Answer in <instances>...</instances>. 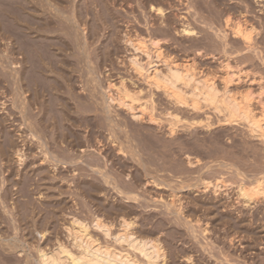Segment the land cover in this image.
<instances>
[{
  "label": "bare ground",
  "instance_id": "1",
  "mask_svg": "<svg viewBox=\"0 0 264 264\" xmlns=\"http://www.w3.org/2000/svg\"><path fill=\"white\" fill-rule=\"evenodd\" d=\"M54 1L60 4L63 1L67 2L66 0ZM148 1L150 3L148 6L152 11L165 15L164 8L157 5L159 0ZM186 1L188 2V0ZM206 1L202 2L201 0V3L205 4ZM244 1L246 2V0ZM255 2L262 3L264 0H256ZM2 4L12 10H16L18 7L21 10H28L27 16L25 15L24 18L27 27L23 26V28H27L26 32L22 26H19L21 24L19 21L24 20L19 17L20 14L19 20L14 19L15 21H12L13 12L10 14L8 9H2L0 13V37L8 39L7 50L5 49L8 53L3 50L0 54V60H2L0 75L11 84L10 87L13 89L12 106L17 109V117L19 118L16 117V119V115L12 117L11 114L7 117H10V120L12 118L13 121H19L18 126L22 139L25 131L27 132V134L24 133L25 137L29 138L26 140L24 138V144L29 143L27 144L29 150L38 149L43 157L41 154V162H38L39 158L36 160L41 166L38 165L35 169V157L39 152L35 154V151L32 152L33 150L29 151L30 153L27 151L31 154L27 156L28 154L23 149L24 145L20 148L19 143L15 144L13 140L15 139V132H10L12 128H8L10 131L7 129L11 126L12 120L10 121L6 117H4L5 119L0 118V136L2 138L0 139V160L7 158L9 151L14 149V152L10 153L15 154L16 163L19 164L17 168L24 165L19 170L21 174L18 171L10 172L14 169L9 168V166L8 168L11 170L6 175L2 171L4 169L0 168V178L2 174L5 175L4 179L1 178L0 180V198L3 200V203H0L8 202L5 201V198L11 197L14 191L22 192L28 198L24 202L19 201L22 203L17 202L15 213L19 212V214H14V210L11 212V209H6L8 205L4 206V211L9 213L8 217L0 212V223H6L4 226L7 229H5L10 228L14 232L12 237L9 236L10 238L0 235V264H171L164 241H162L163 238L155 234L156 230L162 229L164 231L163 228L173 226L176 228L177 234H187L197 238L199 231H201L202 235H205L209 231V227H207L209 223L208 221L205 222L206 216L203 218V214L216 211L218 203L203 199L202 196H192V191L212 190L215 199H218L221 187L226 185L224 184L227 181L224 177L226 173L234 175L238 188L236 199L242 205L262 204V206L256 207L251 218L254 222L260 221L261 225L264 226V71L262 70L264 67V40L255 39L258 27L246 17L243 11L244 15L235 21L231 17L232 13L229 12L221 23H217L219 19L217 21L212 19L215 16L218 18V15L213 13L214 16H210L212 22L207 24L212 31L206 36L199 35V32L189 22L182 25L183 27L179 30L180 33L188 36L187 40L189 37H192L193 42L194 39L197 40L192 45L196 46L194 47L197 49V53H201L203 47L211 46L220 50L225 57L219 62L217 68H208V72L201 75L196 72L197 60L185 59L180 63L176 57L165 56L163 39L154 35L151 30L147 31V35L136 33L133 36L126 33L124 43L132 51L128 57L129 67L136 76L148 84L150 93L143 96V90L131 89L127 86L126 79H122L120 85H116L113 80H110L107 83L106 88L108 90L106 89L107 94L105 93L106 100L104 101H108L109 104L107 103L108 106L104 109L101 106L106 115L103 118L98 114L97 122H92L94 115H90L92 119L87 117V114L86 116L78 115L91 110H100L99 104L96 105L95 101L91 102L89 99L92 98L89 96L94 95L93 89L90 90L93 85L89 88L84 87L89 91L87 93L89 94L87 98H89L84 99L86 97L85 92L83 99L78 97L84 101L79 102L76 99L77 107L73 106L71 98L74 99L75 97L73 90L77 87L75 85L77 78L73 77L75 71L71 74L69 70L71 60L67 55L60 56L61 53L58 51L59 49L66 51L71 47L62 40L63 37L61 38L60 35L57 39L58 34L54 41L53 39L47 41L51 36L47 37L43 34L49 31H57L56 28L61 27L59 26L62 21L61 8H56V13H52V20L50 21L51 18L45 19V16H40L41 14L38 12L43 6L45 7L44 0H4L1 2ZM104 4L102 3V5ZM248 6L250 4L247 3L245 7ZM261 7V11L264 10V3L261 4ZM207 8L203 5V9ZM246 8V12H250L251 9L247 10ZM217 13L221 14V12ZM263 16H261L260 23L264 27ZM63 23L61 22V24ZM147 28L149 30L151 27ZM165 29V33L169 34L166 32L168 28L165 27ZM34 32L38 35H35ZM40 36L43 38L46 36L47 39L42 40L39 38ZM13 37H18L16 39L19 40V43ZM14 40L18 45L15 44ZM192 46L190 47L194 48ZM11 54L14 55V60L18 57L21 61L19 59H17L19 61H11ZM74 57L76 56H73L72 59ZM5 63H10V66L5 65ZM7 68L11 69L8 70ZM233 68L237 70H233ZM54 73L61 75L63 80ZM83 75L85 76V74ZM94 86L97 87L95 84ZM63 88L66 90L62 91ZM156 90L161 91L174 105L175 111L166 110L164 112L168 118L159 117L155 113ZM64 93L73 97L70 98L69 95L66 97ZM78 93H76V98ZM111 105L123 107L130 114L128 121L120 119L116 115L113 116V113H110L111 108L109 109ZM190 111L193 112V115L189 114ZM103 113L101 114L103 115ZM144 119L149 122L148 127H145L147 125L141 126V124L139 126V122ZM6 121L10 124L7 125ZM217 125H220L217 133L202 135L201 129L210 130ZM240 126L245 129V132L241 134L242 138L235 137L229 132L232 128L238 129ZM83 127L86 129V134L79 132V129L76 132L74 129L80 128L81 130ZM180 127L185 128V131L182 130L184 132L180 133ZM87 128L90 129L87 130ZM103 129L109 130L105 137H103L104 134L101 135L102 132L106 131ZM17 140L16 142H19ZM94 144L97 146L95 147ZM75 150H78L77 154H75ZM110 157L113 159L112 164H110ZM204 157L209 158L210 161H205ZM8 160L11 159L8 158ZM58 164L70 169L69 171L72 173L70 176H74L72 187H75L76 190L74 189V191H76L77 196L94 202L92 203L94 205L97 204L93 209L91 208L92 204L89 205L91 202L84 204L86 200L83 203L80 201L83 198H75L76 200L79 199L77 204L80 209L81 206L84 207L83 210L87 208L85 212L81 209V212L86 213V215L80 214V212L78 214L77 211L75 213V208L74 212H70L72 206L76 205L71 206L65 198L63 201L55 202L56 204L51 201L54 204L52 209H50L51 204H49L51 202L47 200L49 202L47 210L44 208L45 205L48 206L44 202L45 200L43 201L46 203H43L44 205L42 202L41 204L37 203L43 205V207L37 205L40 208L37 212L36 202L31 198L34 193L39 191L38 184L46 179V183L48 185L50 183L51 187L52 183L47 182L48 179L53 181V184L63 188L64 186L62 187L58 181L60 180V183L65 181L66 183L71 179L66 175V169L63 168L66 173L62 172L63 170L58 168L60 167ZM116 164L119 166L116 167L121 168V170L117 168L119 171L124 173L127 170L128 174L125 175L124 173L125 177L121 175V172L112 169ZM29 166L34 167V169ZM23 170L27 171L24 173ZM128 171H131V175ZM210 173L214 177L212 180L208 179ZM35 174L38 175L39 179H36L40 182L37 184L38 189L35 187L37 192L29 189V186L36 180ZM18 176L19 178H17ZM57 179L58 181H56ZM44 182L41 183L42 185L40 184L41 187L47 185ZM6 184L9 186L11 184L14 189L6 188ZM34 184L36 186V183ZM149 184L153 185L157 192L152 191L154 193L152 196L146 194V188ZM48 187L46 190L51 191L53 187V191H56L54 186L49 189ZM43 189L45 190V187ZM140 189H144V191ZM46 190L45 193L47 194L49 191ZM74 191L71 192L73 196L75 195ZM112 191L117 193L118 198H120H117L119 203L109 204L104 197H101L106 194L108 200ZM59 192L57 194H60ZM65 192L67 193V191ZM164 194L167 198L164 197ZM55 196L56 193L53 197ZM57 196L55 198H60ZM50 197L48 198L50 199ZM184 198L185 200L190 198V200L185 201ZM121 199H124V202H120ZM60 200L62 199L60 198ZM66 208H70V211L67 210L69 212L62 215H71L70 218L68 217V221H62L60 210H66ZM42 210H45V213ZM199 212L202 213L199 214ZM39 213L43 214L40 216ZM145 214L144 217L147 218V221L142 217L145 221L142 224L134 218ZM114 215L116 219L118 218L116 226L119 225L116 231L114 230ZM155 216L158 217H156L158 220L155 223V219L154 224L151 220ZM217 219H221L225 223H232L233 220L232 216L229 215L222 218L217 217ZM246 219L247 216H244L243 213V216L235 220L236 223L242 224ZM252 219L249 218L250 224ZM148 223H153L155 226L153 228H156L155 231L153 229L154 232H149V230L145 232L147 229L141 230L139 228V226L146 227ZM39 224H43L42 229ZM46 224L55 226V234H51V230ZM23 228L26 232L22 235L20 230ZM256 229L258 228H255L253 232H256ZM60 232H63L64 235L59 236ZM177 234H173L175 239L178 238ZM179 237L181 238V236ZM28 238L36 239L39 242L37 244L35 242L36 252L34 254L31 253V249H29L31 252L27 250L29 245L27 248L26 244L23 245ZM180 253L188 264H195V259L191 255L185 251H180ZM173 261L171 260L172 264H178L177 261L176 263Z\"/></svg>",
  "mask_w": 264,
  "mask_h": 264
},
{
  "label": "rangeland",
  "instance_id": "2",
  "mask_svg": "<svg viewBox=\"0 0 264 264\" xmlns=\"http://www.w3.org/2000/svg\"><path fill=\"white\" fill-rule=\"evenodd\" d=\"M3 1L4 0H2V1L0 0V13H1L2 9H4V10L8 9L9 10L8 12H10V14H12V12H13L12 21H15L14 19L19 20V17L23 18V19L25 18V15L28 12V10H26V9L21 10V8H19V7L16 8V10H12L9 7H7L6 5H3V4L1 5V2H3ZM33 1H36V0H33ZM66 1H67L66 3H65V1H63V2H61L62 4H60V3H56L54 0H44L45 7L43 6L38 12H40V14H41L40 16L44 15L45 17L44 16L43 17L45 19L51 18V19H49L51 21L52 20V13H56L57 7L61 8V13H62L61 14V20H62L61 22L63 23L65 21L63 23L64 26L60 22L59 26H61V27H57L56 28L57 31H52V32L49 31V32H45L43 34L47 35V37L48 36L52 37V38L50 37L49 38L50 40L48 39L47 41H52V39H53V41L56 40L55 36L58 34L57 39H58V36L60 35L61 38L63 37L62 40L70 45V46L68 45L69 47H71V48L68 47L69 50L67 49L66 51H64L63 49L62 50L59 49L58 51H59V53H61L60 56L61 55L66 56L67 55L69 60H71L69 70H70L71 74L74 73L73 71H75V73L73 74L74 75L73 77L75 79L77 78L75 81L76 82L75 85L77 87H75V90H73L74 91L73 94L75 95L74 99H72L71 97H73V96L70 97L69 94L64 93V95H66V97H67V95H69L68 97L71 98L72 105L73 106L75 105L76 107L78 104L77 101H79V102L84 101L81 99H83L85 96L86 97L84 99H88L89 97H92V98H89L90 101L91 102L95 101L94 103L95 104L97 103L96 105L99 104V106H100L99 109L101 111L100 110H97V111L91 110L89 112L81 113V115H78V116H82V115L86 116V114H87L88 115L87 117H90V115H92V116L94 115L93 116L94 121L91 120L92 122H97V120L99 119L98 114H100V117H103V118L106 115V113H103L102 109H104V107L108 106L107 105L108 101L107 102H104V101L106 100L105 97H106L107 90H108L106 88L107 83L110 80H113V82L116 85H120L121 80L126 79L127 86L130 87L131 89H142L143 90V92H142L143 96L144 95L147 96L150 93L149 92L150 91L149 86H147L148 84L145 81H143L142 79H140L138 76H136L131 71V69L129 67L128 57L132 51L129 48V46L124 43V35L126 33H130L133 36L136 33H139L142 35H147L148 34L147 31L151 30L152 33L154 32V35L163 39L162 43H163V50H164L165 56L176 57L180 61V63H182L185 59L197 60L196 72H198L199 75L207 73L208 68H212V69L214 67L217 68V66L219 65V62L221 60H223L225 57H224L223 53H221L220 50H218V49L216 50L211 46H207L206 48L203 47L201 49L202 52L197 53V49L195 48L196 46L195 45H194L195 47L192 46L195 41L197 42V40L194 39V42H193V39H191L192 37H189V40L190 39L192 40V41L190 40L191 41L190 42L189 40H187L188 36H185L184 34L180 33V31H179L183 27L182 26L183 24H185V23L187 24L188 22L191 23L190 25L193 26L199 32V35L206 36L207 33H211V31H212L208 27L209 25H207V24L212 22L211 18L214 16V14L218 15V18H216V16H215L212 19H215L217 21L218 19L220 20V18H221L220 21L219 20L217 21V23H221L224 20L225 16L229 12L232 13L231 17H232L233 21H235L238 18H241L240 16H243L244 15L243 13H245L246 17H248V19L252 23H254L255 26L258 27V30L255 33V39L260 38V39L264 40V27L261 26L262 23H260V21L262 19L261 16L264 15V12H263V14H261L262 11H264V10L261 11V9H262L261 4H263L264 2H262V3L255 2L256 0H246V2L244 0H207V1L202 0V2L206 1L205 4L201 3V0H194V1L188 0V2L186 0H181V1L180 0H177V1L176 0H161V2H159L160 1L159 0L157 2L158 3L157 5H160L161 7L164 8L165 15L157 14L156 12L152 11L149 7L150 3L148 0L147 1L142 0V2H141V0H116V1L115 0H101L102 2H100L98 0L101 4L97 0H95V2H94V0H79V1L78 0H66ZM140 2H141V4H140ZM147 2H148V4H147ZM50 3H51V5H49ZM102 3H105V4L102 5ZM178 3H179V6H177ZM189 3H191V4H189ZM247 3H248V5L250 4L251 8H250V6H248L247 8L245 7ZM57 4H58V6H57ZM203 5L207 6L208 8L203 9ZM245 8L247 10L251 9L250 12H246ZM17 9L20 10L21 12L18 11ZM63 9H64V11H63ZM213 11H216V12H213ZM242 11H243V13H242ZM217 12H219V13L221 12V14H218ZM16 13H18V14H16ZM19 14H20V16H19ZM45 14L47 15V17ZM220 15H221V17H220ZM210 16H212V17H210ZM53 18L56 19V17H53ZM25 20L26 19H24L22 22H21V20L19 21L21 23L19 26H22V28H23V26H26V24H27ZM147 23H149V24H147ZM56 26H58V25L56 24ZM26 27L23 28V30L25 32L27 30ZM147 27H151V28H149V30H147L148 29ZM165 27L168 28L167 29L168 31H166V32H169V34L165 33V30H166ZM32 35H34V34H32ZM35 35H38V34L35 33ZM60 37H59V39H61ZM195 37L199 38L198 36H195ZM16 38H18V37H13V39H16ZM39 38L42 40L47 39L46 36H44V38L40 36ZM66 39H68V40H66ZM16 40L19 43V40L18 39H16ZM16 40H14L15 44H17ZM80 41H81V43H80ZM0 42H1L0 43V51H1L0 54H2V51L5 50L7 47L6 45H8V43H7L8 39H6V38L2 39L0 37ZM190 43H191V45H190ZM10 44H11V42H10ZM71 44H72V46H71ZM190 46H192L194 48H191ZM201 46H202V44H201ZM6 50H5V52L8 53V51H6ZM69 54H71L72 56L71 55L69 56ZM11 55L10 56H11V61H12V60H14L15 57L13 58L14 55L13 54H11ZM73 56H76L79 59H77L76 57H74L72 59ZM79 56H81V57H79ZM234 56H237V54H234ZM81 58L82 59L84 58L83 61ZM0 59H1V57H0ZM17 59H19V58L17 57ZM16 60H14V61H16ZM19 60L21 61V59H19ZM19 60H17V61H19ZM1 61L2 60H0V67L2 66ZM77 62H79V63H77ZM232 62L235 64L234 61H232ZM88 64H90V65H88ZM5 65L10 66V63H5ZM72 66L75 68H73ZM84 66H85V68H84ZM81 68H83L85 70L82 69V71H81ZM94 68H96V69L94 70ZM7 69L10 70L11 68H7ZM88 70L90 71V73L91 72L92 73L91 74L88 73L89 72ZM233 70H237V69L233 68ZM262 70L264 71V67L262 68ZM83 74H85V76ZM55 75H58V74H55ZM257 75H259V74H257ZM58 77L61 80H63V77H61V75H58ZM0 80H1L0 81V103H1L0 104V118L6 117V118H9V120H10V117H7L8 115L11 114L12 117L16 115L15 116V118H16L17 114H18L17 109H15L12 106V100H13V94H12L13 91L12 90L13 89H11L12 87H10L11 84L9 82L5 81L1 75H0ZM85 80H86V82H85ZM91 80L94 82H92ZM90 83H91V85H89ZM94 84L97 85V87H95ZM92 85H93V87L90 88V90L93 89L92 91H93L94 95L89 96V94H87V93H89V91H88V89H85V88H89V86L91 87ZM96 89H97V91H96ZM63 90H66V89L63 88L62 91ZM78 91H79V93H78ZM155 92H156L155 93V99H156L155 113L159 117L161 116L162 118H168V115H166L164 112L166 110L175 111L174 105L171 103V101L166 96H164L162 94L161 91L156 90ZM76 93L82 94V95L85 93L84 94L85 96L83 95V97H80L82 95L79 96L77 94V98H76ZM87 96H89V97L87 98ZM78 97L81 99H79ZM76 99H77V101H76ZM73 100H75V101H73ZM73 103H75V104H73ZM101 106H102V109H101ZM111 106H113V105H111ZM111 106H109V109L111 108L110 113H113V116L116 115V117H119L120 119H125L128 121V119L130 118V114L123 107L120 108V107H117V105L116 106L114 105L115 107L114 106L111 107ZM113 109H114V111H113ZM101 113H103V115ZM189 114L193 115V112L190 111ZM92 116L90 117V119H92ZM17 118H19V117H17ZM11 120H12V122H10V123H12V124H10L7 121H6V124L11 125V126L9 125L10 127H7V129L12 128V131H10L8 129L10 132H12V133L15 132L14 133L15 139H13L15 144L19 143L20 146L19 145L18 146L20 148H22V146L24 145L23 149L28 154L27 156L31 155L29 153L32 150H33L32 152L35 151L34 152L35 154H36V152L38 153L39 151L36 148H34L35 150L34 149L29 150V148H28L29 145H27L29 143L24 144L25 143V141H23L24 138H25V140L29 139V138L25 137L26 136L24 134L26 132L25 131L23 133L24 138L22 139V136L20 135L21 132H20L19 126H18L19 121L18 120L13 121L12 118H11ZM140 124H141V126L147 125L145 127L149 126V122L147 121V119H144L142 122H139V126H140ZM215 127L210 129V130L201 129L202 135H205V134L206 135H213V134L217 133L219 131L220 125L219 126L217 125ZM74 129H76V132H78V131L82 132V134L87 133L86 129L84 127H83V129L81 128L82 131L80 130V128H74ZM77 129H79V130L77 131ZM89 129L90 128H87V130H89ZM184 129L185 128L180 127V133L184 132L185 131ZM103 130H106V131L102 132L101 135L104 134L103 137H105L106 135H108L109 130H107V129H103ZM182 130H184V131H182ZM18 131H19V133H18ZM229 132L232 133L233 135H235V137L242 138L241 134L245 132V129L242 126H240V127H238V129L232 128L231 130H229ZM26 134H27V132H26ZM19 135H20V137H19ZM0 139H2L1 136H0ZM16 139H18L17 141H19V142H16ZM94 146L96 147L97 145L94 144ZM94 146H93V148H95ZM258 146H260V145H258ZM93 148H87V149L90 150ZM77 149H78V147H77ZM27 151L28 152L30 151V152L28 153ZM91 151H93V150H91ZM10 152H14V149L13 150L11 149L9 151V153ZM75 152H76L75 154H77L78 150H75ZM93 152H90V153H93ZM9 153L7 155V158H5L7 161L5 159L0 160V168L4 169L2 171H4V174H6V175L9 174L7 172H9V170H11V169H14V170H11L10 172L14 173V171L20 172L19 170L24 167V165H20L22 168L21 167L17 168V167H19V164L16 163L17 160L14 156L15 154L14 153L9 154ZM88 153H89V151H88ZM41 154L42 153H40V152L38 154H36L35 162H34L35 166L33 165L34 163L30 164V165L34 166L35 169H37L36 166H38V165L41 166V164L37 163V161H36L39 158L38 162L39 161L41 162V160H40ZM42 157H43V154H42ZM115 157H113L114 160H115ZM8 158H10L11 160L9 161ZM111 159H110V162L111 161L113 162V159L112 160ZM204 159H205V161H208V162L210 161L209 158L204 157ZM5 161H6V163H5ZM2 162H4L3 164L5 166L2 164ZM112 162L110 164H112ZM7 163H8V165H7ZM9 163H10V165H9ZM17 164H18V166H17ZM32 166L31 167L29 166V167L31 169H34V167H32ZM116 166H118V164L113 166L112 169H115L116 171L121 172V171H119V170H121V168H118L119 166L118 167H116ZM8 167L9 168L12 167V168L9 169ZM29 167H28V169H30ZM58 168H61L63 170L62 172H64V173H66L65 171H67L66 175H68L69 179L71 178L70 180L66 181V183H65V181H62L64 184L62 182L60 183V180L59 181H58V179L56 180L59 182L60 185H62V187L64 186L63 187L64 191H63V188H61L60 186H57V184H53L54 183L53 181H49L47 179V182H51L52 183L51 185L54 186V189L56 190V191H53V189H52L53 187L52 186H51L52 188L50 187V183H49V185H48V183H46V179L43 181L40 179V181H42L41 182L42 184L45 181L44 184L46 183L49 186L48 187L45 184L48 187V189L51 188V191H53V194H51L52 192L50 190H46L47 187L44 186L45 190L50 192V194H48L49 192L46 194L45 190L43 189L44 187L40 186L41 183L38 180L39 179L38 175L35 174L36 175V176L34 175L35 179L38 178L36 180L34 179L35 180L34 183H36V186L34 183H32L33 185L31 184V186H29V189L36 191L38 189V185H39L38 190L40 192L36 191L37 193H34V191H33L34 194L32 193L33 195H32L31 199H33L36 202L35 203L36 206L38 205L40 207H43V205L47 203L48 206L45 205V207H44L45 210H47V207H49V204H51L50 209H52L53 208L52 206L54 205V204H52V202L55 203V202L63 201V199L65 198L68 200V204H70L71 206L73 204H75L76 206H74V207L72 206L71 211H70V208H66V210H63V209L60 210V213H61V214L59 213L60 215L66 213V212L68 213L69 211L74 212V208H75V213L77 211L78 214L80 212V214L86 215V213L81 212V209L84 207L81 206L82 208L80 209V207L77 204L79 202V199L83 198V200H80V201L85 202L86 198H85V200H84V197L80 198V196H77L76 191H74L75 187H72V185H74L73 184L74 180L72 181V178L74 176H70V175H72L71 171H69L70 169L64 168L62 166H60ZM63 168L66 170L64 171ZM5 170H7V171H5ZM26 171L23 170L24 173ZM128 172H129V174L131 173V171H128ZM122 173H123V171L121 172V175H123L124 177L126 174H128L127 170L124 171L125 175H124V173L123 174ZM4 174H2L3 176L1 175V178H3V179L5 176ZM20 174H21V172H20ZM19 176L17 178H19ZM60 176H62V175H60ZM75 177H77V176H75ZM224 177L227 180L224 183L226 185L225 186L223 185L221 187V193L219 195L220 197H217L218 199H215V197H214L215 195H214L212 190H208L205 192H201V190L196 191V192L192 191V194H191L192 196H196V197L202 196L203 199H207L209 201H213L215 203H218L217 207H216V209L217 208L218 209L216 211L213 210V211H209L211 213L208 212V213L203 214V218L206 216L204 219L205 222L208 221V223H209L207 225V227H209V231H207V233L205 235H202V232L199 231V235H198L199 237H197V238L191 237L187 234H182L183 235L182 236L181 234H177V230H175L176 228H174L173 226H170V228H169V226L166 227L165 229L163 228L164 231H162V229L161 230L158 229L160 231L156 230V232L158 231V233L155 232V234L156 235L158 234L157 236L160 235V238L161 237L163 238L162 241H164L163 243H164V246H165L166 251L168 253L169 260H170L171 264H172L171 260H174L173 262H175V263L177 261L178 264L179 263L180 264H184V263L188 264L185 261V258L182 256V253H180V251H182V252L185 251V253H187L188 255H191L193 257V259H195L194 260L195 264L196 263L197 264H264V226L261 225L260 221L254 222L253 219L251 218L253 212L256 210V207L262 206V204L257 205L255 203H252L251 205H248V204L242 205V203H240L236 199V194L238 192V188H237V182H236L234 175L232 173H226L224 175ZM1 178H0V180H1ZM213 178L214 177H213L212 173H210L208 175V179L212 180ZM37 180H38V182H37ZM58 182H55V183H58ZM38 183H40V184H38ZM32 186H34V187H32ZM148 186L146 188V190H147L146 194L147 195L149 194V196L150 195L152 196V195H154L153 192L157 193L155 190V187L153 185L149 184ZM5 187L6 188H12V185L10 184V186H9L6 184ZM31 187H32V189H31ZM40 187H41V189H40ZM144 187H146V186H144ZM33 188H35V189H33ZM59 188H60V190H59ZM151 188L152 189L154 188L155 191L152 190ZM12 189H14V188H12ZM12 189H10V190H12ZM144 189L143 190L140 189V190L144 191ZM15 190H17V189H15ZM72 190L75 192L74 196L71 193ZM65 191H67V193ZM15 192H17V191H14V193ZM54 192L56 193V196L57 195L60 196V198L62 200H60V198L58 196H57L58 198H55L56 196L53 197V195H55ZM57 192H59L60 194L62 192H64V193L60 195V194H57ZM112 192H114V191H112ZM112 192H111V194H109L108 200L106 197L108 195H106V194L105 195L103 194V196H101V197L102 198L104 197V199H106V202H108L109 204H112V203L115 204V202L119 203L118 199H120V198H118L117 193L114 192L112 194ZM14 193L11 197L9 196V197L5 198L6 199L5 201H8V202L4 201L5 202L4 204H1V203H3V200H1V198H0V202H1L0 203V212L3 213L5 217H8L7 215L9 213L4 211V209H5L4 206L6 207L8 205L9 208L7 206L6 209H8V210L11 209L10 210L11 212H13L12 210H14V214H19V212L15 213V210L17 211V209H15V207H17L18 203H22V202L28 200V198L26 196H24L22 192H20V193L17 192L15 194ZM40 193H42V194L40 195ZM2 194L4 196V193H2ZM46 195H47V197H46ZM49 196L52 197V198L50 197L51 200L48 198ZM155 196H157V194H155ZM165 196H166V194H164V197ZM77 197H79L78 200H76ZM110 197H112V198H110ZM166 198H167V196H166ZM213 199H215V200H213ZM33 200H31V201H33ZM47 200L50 202L52 201V202L49 203ZM87 200L85 203L84 202L83 203L89 204V202H91L89 200L87 202ZM121 200H120V202H124V199L122 201ZM184 200H185V198H184ZM186 200H190V198H186ZM19 201H22V202H19ZM43 201L46 203H44ZM41 202H42V204L43 203L44 204L40 205ZM37 203H40V204H37ZM92 203H94V202H91L89 205H91ZM92 205H91V208H93V209L97 206L96 203H95L96 206L94 204H92ZM39 209L40 208L38 207L37 212ZM41 209H43V208H41ZM86 209H84V210L82 209V211L85 212ZM45 210H42V212L45 213ZM48 210H49V208H48ZM67 210H69V211H67ZM62 211H64V212L62 213ZM245 211H247V212H245ZM200 213H202V212H199V214ZM243 213H244V216H247V219L242 224L236 223L235 219H238L240 216H243ZM41 214H43V213H41ZM41 214H40V216H41ZM146 214L141 215V216L138 215L135 217H134V215H131V216L138 219L139 222L142 224V222L147 221L146 220L147 218L145 219V217H144V216H146ZM207 214H208V216H207ZM67 215H69V216H67ZM70 215L71 214H65V215L60 216V217H62L61 220L62 221H68L70 218ZM227 215L232 216V218H233L232 223L233 224L236 223V224L233 225L232 223H225V222H223V220L217 219V217L222 218V217H225ZM114 217L115 218H113V219H115L117 221L116 222L114 220V222L116 223V224L114 223V226H115L114 230L116 231L118 229L119 225H118V227L116 226L118 224V218L116 219L115 215H114ZM142 217H144L145 221L143 220ZM156 217L157 216L153 217L151 222L153 221V223H154V221L156 219V221H155V223H156L158 220L157 219L158 217L157 218ZM248 217L250 219H252L251 224H250V220ZM61 220H60V222H61ZM153 223L152 224L148 223L146 226L147 228L142 227V226L141 227L139 226V228H141V230H144V228H145V230L147 229L145 232H147L148 230H149V232H152L154 229L153 227H155V226H153ZM4 225H6V223L5 224L0 223V235H3L4 237L6 236V238L12 237V235H14L13 230L10 228H8V230H6L7 228ZM39 226L41 227V229L43 228V224H39ZM46 226L48 227V229L50 228L52 235L55 234V232H54L56 230L55 226L53 227V225H51V224H46ZM148 226L149 227L151 226L152 229L148 228ZM32 228H34V227H32ZM255 228H258V229H256L257 234H256V232H253V230H255ZM155 229H154V231H155ZM3 230H6V231H3ZM25 232H26V230L24 228L22 230H20V233H22V235ZM142 232H144V231H142ZM173 234H177L178 238L175 239L174 238L175 236ZM60 235H64V233L60 232L59 236ZM3 236H1V237H3ZM179 236H181V238ZM62 238H63V236H62ZM35 242H36V244L39 243V242H37L36 239L31 240L28 238L27 241L23 243V245L26 244L25 245L26 248L29 245L27 250L29 252H31V250H32L31 253L34 254V252H36V249L34 246V245H36ZM28 243H31V244H28ZM204 245H207V246H204ZM32 246H33V248H32ZM29 247H31V248H29ZM205 247H207V248H205ZM29 249H31V250H29ZM33 249H35V250H33Z\"/></svg>",
  "mask_w": 264,
  "mask_h": 264
}]
</instances>
